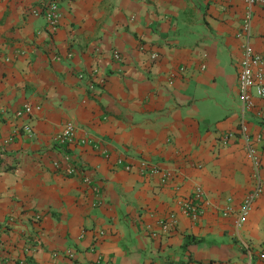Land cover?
Returning a JSON list of instances; mask_svg holds the SVG:
<instances>
[{
	"label": "crops",
	"instance_id": "0c3cea01",
	"mask_svg": "<svg viewBox=\"0 0 264 264\" xmlns=\"http://www.w3.org/2000/svg\"><path fill=\"white\" fill-rule=\"evenodd\" d=\"M248 10L244 0H0L3 264H264V101L246 109L238 86ZM250 46L264 55V3L252 7ZM25 106L32 114L17 118ZM68 121L88 145H58ZM67 155L72 177L55 167ZM198 188L209 206L193 221L181 203Z\"/></svg>",
	"mask_w": 264,
	"mask_h": 264
},
{
	"label": "built area",
	"instance_id": "2783aa9c",
	"mask_svg": "<svg viewBox=\"0 0 264 264\" xmlns=\"http://www.w3.org/2000/svg\"><path fill=\"white\" fill-rule=\"evenodd\" d=\"M244 2L249 7L247 18L242 26L241 31L239 32V37H242L246 40V43L243 46V60L241 62L239 76H238V86L239 92L246 109H252L255 106L254 98H259L264 101V55L257 53L250 46V37H251V20H252V7L258 4L264 3V0H244ZM58 5L56 2H50L46 8V20L48 22L49 28L51 31H55L59 26V13H58ZM93 85H91V89H93ZM32 114L31 107L25 106L22 109L18 110L15 113V116L19 119L25 118L26 116H30ZM24 133L27 136H32L33 130L29 125L23 126ZM242 137L247 142V154L252 159L255 171L256 178L260 181L259 176V167L260 162L256 159L257 149L253 146L249 141V136L247 132V128L242 126ZM16 133V132H15ZM18 135V134H17ZM1 136V129H0ZM235 137V134H227L223 138V142L227 143L232 138ZM11 141V139H9ZM57 143L59 146L63 148H67L74 144L79 145H88V141L82 139L78 141L77 138V128L74 122L68 121L64 124L61 134L58 137ZM67 163L65 167H62L61 164L55 163L56 169H62L64 174L67 176H75L79 173L78 168L71 163V156L67 155L66 157ZM147 167H151L152 170H157L158 166H150L146 164ZM126 170H130V167L126 166ZM84 183L86 186L92 187L91 180L89 178H84ZM95 192H98V188H92ZM259 196V190L250 193L243 201L240 209L238 210V220L239 223H244L249 215V212L256 202ZM209 206V202L205 201L204 194L200 188H198L191 196H188L183 199L181 203V210L183 215L186 218H189L193 221L198 220L204 213V209ZM231 208H228L225 212V215L232 212ZM172 224H177L178 219L176 215H172L171 218ZM249 257L253 258V253L249 251ZM259 258L264 260V251L259 254Z\"/></svg>",
	"mask_w": 264,
	"mask_h": 264
},
{
	"label": "trees",
	"instance_id": "16d2710c",
	"mask_svg": "<svg viewBox=\"0 0 264 264\" xmlns=\"http://www.w3.org/2000/svg\"><path fill=\"white\" fill-rule=\"evenodd\" d=\"M189 239V238H188ZM191 242H194V240H192ZM187 243H190L189 241ZM0 264H3V262L0 260Z\"/></svg>",
	"mask_w": 264,
	"mask_h": 264
}]
</instances>
